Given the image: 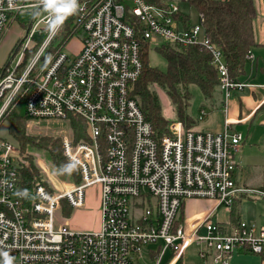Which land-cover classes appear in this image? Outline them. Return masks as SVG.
Wrapping results in <instances>:
<instances>
[{"label":"built area","instance_id":"built-area-1","mask_svg":"<svg viewBox=\"0 0 264 264\" xmlns=\"http://www.w3.org/2000/svg\"><path fill=\"white\" fill-rule=\"evenodd\" d=\"M180 4L189 3L79 0L70 25L83 36L78 54L71 58L62 51L65 40L45 64L42 58L66 23L50 37L41 9L9 63L0 67V124L24 102L29 122L61 123L73 115L86 127V139L78 143L62 136L66 160L79 159L81 182L69 179L58 189L51 181L52 191L37 184L29 202L17 194L27 155L16 143L0 141V251L15 257L14 264H136L154 245L161 247L157 264L166 252L169 264H177L193 244L205 264H231L237 251L264 260V225L214 222L212 214L193 224L180 219L188 200H211L231 213L236 201L248 195L264 199V172L259 187L237 183L235 155L243 137L232 131L234 123L226 120L223 132L211 133L187 130L175 121L161 135L134 95L146 42L207 51L225 104L248 86L231 78L223 52L205 34L203 15L199 25L184 22ZM35 5L32 0H12V6L0 0V43L18 15ZM36 34H45L44 40L35 43ZM36 46L22 70L26 54ZM246 59H255L252 51ZM205 117L201 110L198 120ZM91 187L99 188L100 229L76 231L58 221L63 202L71 209L84 208Z\"/></svg>","mask_w":264,"mask_h":264},{"label":"trees","instance_id":"trees-1","mask_svg":"<svg viewBox=\"0 0 264 264\" xmlns=\"http://www.w3.org/2000/svg\"><path fill=\"white\" fill-rule=\"evenodd\" d=\"M188 2L196 8L199 14L203 15L205 34L209 40L217 46L224 54L230 76L235 81H241L245 74L246 55L257 47L254 37V21L257 19L258 11L254 0H180ZM34 10H30L18 15V22L23 29L28 30L36 17H33ZM184 22L190 23V16H181ZM74 20L71 16L65 25V40L72 39L76 34L70 30V25ZM64 40V41H65ZM20 42V41H19ZM17 43V45L19 44ZM16 45V47H17ZM15 47V48H16ZM38 46L29 50L23 62L26 66L28 60ZM14 48V50H15ZM150 44H142L143 70L139 81L135 85L134 95L138 98L140 108L146 119L152 123L154 129L159 134H165L169 122L162 114V108L158 95L149 89L153 83L157 84L170 97L175 105L177 121L184 124L187 130L194 127V120L188 114V107L192 100L189 92L190 85L200 87L206 100L215 97L219 87V76L217 70L212 65L211 55L199 47H188L179 49L166 43L160 44L157 49L167 63V70L162 72L156 67H152L149 61ZM14 50L12 54L14 53ZM56 48L51 47L42 58L43 64L54 54ZM10 55V57L12 56ZM9 120V133L17 142L22 154L27 155V164H24L19 173V190L27 189L29 197L26 202L34 198V190L37 184H44L49 191L50 185L43 178L39 177L35 158L29 156V149L35 148L48 155L53 168H56L67 160L64 156L62 142L59 138L44 136L41 138H30L26 132V123L29 121L25 112L24 102L17 105L7 116ZM74 132L75 143L86 139V127L84 121L73 115L69 116ZM60 179H71L74 183L81 182L79 171L71 176H59ZM237 200L232 214L236 211ZM63 211L70 210V207L63 204ZM183 219V218H182Z\"/></svg>","mask_w":264,"mask_h":264},{"label":"rangeland","instance_id":"rangeland-1","mask_svg":"<svg viewBox=\"0 0 264 264\" xmlns=\"http://www.w3.org/2000/svg\"><path fill=\"white\" fill-rule=\"evenodd\" d=\"M36 3L37 0H32V4ZM180 7L183 13L190 16L192 24L199 25L200 17L195 7L189 4H180ZM31 10H35V7H33ZM44 14L47 13L44 12ZM26 32L27 30L20 26L18 18L16 22L11 24L9 31L6 33L0 43V67H4L9 63L10 55L12 54L17 43L25 36ZM65 35L66 31L62 30L58 37L53 41L52 46L54 48H58V46L65 40ZM44 38L45 34H36L34 37V42L40 43L44 40ZM82 40V34H76L72 39L68 40L67 45L62 49V51L71 58L75 57L82 46ZM159 45L150 46L149 61L152 67H156L162 72H165L167 70V63L157 49ZM149 89L158 95L162 108V114L165 119L170 124L177 121L175 105L166 92L155 83L151 84ZM189 92L192 96V100L188 107V114L194 120L195 128L204 126L209 120L199 121L198 117L200 109L204 103H206V100L200 87L197 85H190ZM9 126L10 122L8 119L3 120L0 124V141L3 139H8L17 144V142L14 141L10 136ZM25 132L30 138L50 136L59 138L62 142V136H67L74 140V132L70 120L52 124L28 121L26 123ZM238 133L245 135V144L239 148V152L235 156V162L240 164L242 167H245L246 175L248 177L251 176V180L249 181L248 179V182H246L247 184L243 183L242 185L249 188L259 187L260 185L258 184L260 183L262 177V171L260 169L254 168V164L259 163L257 161L258 149L251 150L248 148V135L245 128L239 129ZM29 156L35 158L39 177L43 178L49 184L52 185L51 181H55L57 183V185L55 183L56 187L60 189L64 185H68L72 182L65 178H62L61 180L59 176L55 175V169L53 168L52 163L50 162V159L46 153L31 147V149H29ZM99 206V188L91 187L86 192L85 207L83 209L70 208V210L67 211H63L61 209L57 212V219L58 221L69 225L72 230L94 232L100 229L101 217L99 213ZM211 206L212 204L208 200H196L186 203L189 214L195 213L197 211H206L211 208ZM238 214L242 215L243 219L247 221H255L258 224L264 225V199L257 198L253 195H248L247 198L242 199L237 204L236 215ZM229 216V212L224 207H222L219 211V214L213 219V221L216 222L219 220H226ZM201 234L205 235L204 231H202ZM199 251L200 247L197 244L191 245L184 254L182 264H203L199 257ZM239 253L241 254L239 257L238 255H235L237 252L234 254V257L231 259V264H258V262H260L259 258L254 255H245V253L240 251ZM143 264H150V262L146 259L145 263Z\"/></svg>","mask_w":264,"mask_h":264},{"label":"crops","instance_id":"crops-1","mask_svg":"<svg viewBox=\"0 0 264 264\" xmlns=\"http://www.w3.org/2000/svg\"><path fill=\"white\" fill-rule=\"evenodd\" d=\"M254 1L258 11V16L254 21L253 26L254 37L257 43V47H254L252 49V53L255 55V59H246L245 74L241 78V81L248 84V86L241 92H235L226 102V104L224 103V94L218 87L215 93V97L212 100L205 99L206 103H204V105L200 109V111H206V117L203 121H209L204 126L197 128H195L194 126L191 130L196 132L221 133L225 129L224 126L226 120H230L234 123L232 125L233 132L238 133L239 129L245 128L248 135V148H250L251 150L258 149L257 161L259 163L254 164V168L260 169L262 171V177L260 183L258 184L261 185L264 172V0ZM242 137L243 139L240 147L245 144V135L242 134ZM235 176L237 183L240 185H242L243 183L247 184L246 182H248V179L249 181L251 180V176L248 177L246 175V168L242 167L240 164H237ZM193 201L196 200L186 201L183 208L181 209L180 219L182 222L193 224L197 222V219H200L209 214H212L214 219L219 214V211L222 208L221 206L217 207L216 202L208 200L212 204L211 208L206 211H197L195 213L189 214L186 203ZM229 215L230 216L226 220H219L217 222L225 223V221L234 222L237 220H245L243 219L242 215H236V211L234 214L229 213ZM160 250V246H150L145 250L142 258L137 260L136 264H143L145 263L146 259L150 262V264H157L156 258ZM243 253H245V255L251 254L245 251ZM235 255H238L239 257L241 254L239 253V251H237V254ZM254 256L259 258L260 262H258V264H264V260L262 258L257 255ZM170 258V253L166 252L164 257L158 264H169ZM182 261L180 262V264H182ZM202 263L205 264L203 261Z\"/></svg>","mask_w":264,"mask_h":264},{"label":"clouds","instance_id":"clouds-1","mask_svg":"<svg viewBox=\"0 0 264 264\" xmlns=\"http://www.w3.org/2000/svg\"><path fill=\"white\" fill-rule=\"evenodd\" d=\"M12 6V0H10ZM79 0H37L33 17L40 15L42 9L47 13L45 18V27L50 37H54L63 28L66 21L79 11ZM79 159L68 158L62 165L58 166L55 170L57 176H71L79 171ZM18 195L28 198L29 192L27 189L19 190ZM0 257H3L0 264H14L15 257L11 256L6 251H0Z\"/></svg>","mask_w":264,"mask_h":264}]
</instances>
